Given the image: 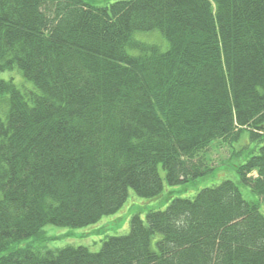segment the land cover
<instances>
[{
    "label": "trees",
    "instance_id": "16d2710c",
    "mask_svg": "<svg viewBox=\"0 0 264 264\" xmlns=\"http://www.w3.org/2000/svg\"><path fill=\"white\" fill-rule=\"evenodd\" d=\"M154 31L166 50L134 38ZM5 73L0 264H264V0H0ZM246 134L260 147L238 183L136 214L97 253L2 255L48 225L98 224L130 191L153 199L207 177L211 146Z\"/></svg>",
    "mask_w": 264,
    "mask_h": 264
},
{
    "label": "rangeland",
    "instance_id": "374dc122",
    "mask_svg": "<svg viewBox=\"0 0 264 264\" xmlns=\"http://www.w3.org/2000/svg\"><path fill=\"white\" fill-rule=\"evenodd\" d=\"M86 3L103 8L119 1L126 0H84ZM137 41L149 45H156L162 50H166L168 43L159 31L150 33H137L134 35ZM137 54V53H132ZM12 73L0 74V79L10 78ZM22 79L21 74H17ZM23 80V79H22ZM24 81V80H23ZM16 83H20L18 80ZM246 136V137H245ZM240 140L229 142H215L205 153L203 158L206 165L215 168L213 174L200 178L187 184L171 187L165 183L163 192L156 198L143 199L130 191L128 201L124 207L116 214L104 217L98 224L81 228H60L55 226H45L39 237L26 239L22 242L11 245L2 255L14 252L16 249L31 246L35 249L46 251L56 250L65 247H86L91 252L97 253L101 250L103 242L110 237L126 236L130 232V221L140 214L145 221L148 211H165L170 203L175 199H193L200 191L217 187L224 181L239 182V175L234 171L235 166L241 162L246 163L252 156L258 153L260 144L249 139L246 134ZM236 154V157L234 156ZM235 158H234V157ZM161 176L165 179V173L161 170ZM250 177L256 178L253 173ZM245 200L256 201V197L251 193L250 188L243 184L239 185Z\"/></svg>",
    "mask_w": 264,
    "mask_h": 264
}]
</instances>
